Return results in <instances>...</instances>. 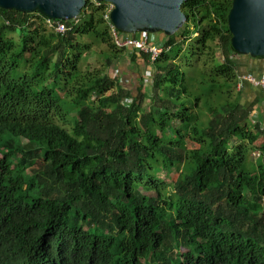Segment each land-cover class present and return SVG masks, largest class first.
<instances>
[{"label": "trees", "instance_id": "16d2710c", "mask_svg": "<svg viewBox=\"0 0 264 264\" xmlns=\"http://www.w3.org/2000/svg\"><path fill=\"white\" fill-rule=\"evenodd\" d=\"M230 6L184 0L135 93L89 63L124 53L106 2L62 34L0 8V264H264V124L236 90Z\"/></svg>", "mask_w": 264, "mask_h": 264}, {"label": "water", "instance_id": "95a60500", "mask_svg": "<svg viewBox=\"0 0 264 264\" xmlns=\"http://www.w3.org/2000/svg\"><path fill=\"white\" fill-rule=\"evenodd\" d=\"M113 5L109 21L126 34H174L184 24V0H94ZM86 0H0L1 9L39 13L53 21L76 19ZM232 49L252 58L264 56V0H231L227 14Z\"/></svg>", "mask_w": 264, "mask_h": 264}, {"label": "rangeland", "instance_id": "374dc122", "mask_svg": "<svg viewBox=\"0 0 264 264\" xmlns=\"http://www.w3.org/2000/svg\"><path fill=\"white\" fill-rule=\"evenodd\" d=\"M10 36L16 38L17 35L14 33V34H10ZM151 36H153L154 38V35L151 34ZM155 36H158V37L162 36V39H160L161 41L158 42L162 44L164 35L161 33L159 34L156 33ZM99 49H103V46L97 45V44L92 46V50H94V52L91 53V56L89 58V63L92 67L101 68V69L103 68L105 69L106 72L110 73L111 75L116 74L117 75L116 77H118L122 83H125L127 87H130L133 93H135V89L137 88L140 77L141 79L143 78V80L146 83L149 82L150 77L148 74H145V73H148L149 69H145V67H143V64H140L139 66H137L136 64L134 65L129 64L130 62L128 60V54L126 53H122L118 57V59L115 60L114 64L110 65L108 69H106L104 65L105 60H104L103 55L98 54ZM245 56L247 55H244L242 57H237L238 78L242 74V72L244 73L245 71L252 70L258 73L261 69H263L264 59L262 58L249 59V57L245 58ZM236 90H237V87H236ZM253 98L258 99L259 109L257 111H259V115L261 116L262 120H264V89L260 86H252L248 84L242 90V96H241L240 101L243 104H248L249 102L253 100ZM263 141H264V136L261 135L258 139V143L263 142ZM255 153H258L256 149H254L250 153V160L253 165L256 164L257 159L259 158L257 157ZM174 174H175L174 172L172 173L170 172L169 175L166 176L164 173H159L158 177L163 178V180L166 182H170L172 179V175ZM186 250H187V247H181L180 249L181 252H184Z\"/></svg>", "mask_w": 264, "mask_h": 264}, {"label": "built area", "instance_id": "2783aa9c", "mask_svg": "<svg viewBox=\"0 0 264 264\" xmlns=\"http://www.w3.org/2000/svg\"><path fill=\"white\" fill-rule=\"evenodd\" d=\"M113 8L111 3L106 2V14L105 18L108 21L111 36L113 43L117 48L124 49V53L129 54L131 50H138L148 54V66L145 69H149L150 63H152L159 53L162 51V44H156L154 42L153 36H151L148 32H137L135 37L130 36H120L118 34V30L114 27V25L109 21V12ZM46 19V25L49 28H52L56 33L62 34L65 32L67 27L60 23H53L52 20ZM148 74L150 77V69L148 70ZM243 83H248L252 86H260L264 89V72L261 73L258 77H255L252 73H244L239 76L238 82L236 84L237 89L242 87ZM255 112L252 111L250 115L251 122L254 121ZM254 154V153H253ZM258 156V153H255Z\"/></svg>", "mask_w": 264, "mask_h": 264}, {"label": "crops", "instance_id": "0c3cea01", "mask_svg": "<svg viewBox=\"0 0 264 264\" xmlns=\"http://www.w3.org/2000/svg\"><path fill=\"white\" fill-rule=\"evenodd\" d=\"M161 39V37H157V36H155L154 37V41L155 40H160ZM246 58V57H245ZM249 59H251V58H249ZM264 64V63H263ZM264 72V65H263V69H261L258 73H256L255 71H245L244 73H252V74H261V73H263ZM243 72H242V74H244ZM246 85H248V84H244V86H243V88H245L246 87ZM254 99V98H253ZM255 107V110H253L254 112H255V115L257 114V110L259 109V102H258V104L257 105H255L254 106ZM258 113H259V111H258ZM261 117V116H260ZM262 122H263V124H264V120H262Z\"/></svg>", "mask_w": 264, "mask_h": 264}, {"label": "bare ground", "instance_id": "6f19581e", "mask_svg": "<svg viewBox=\"0 0 264 264\" xmlns=\"http://www.w3.org/2000/svg\"><path fill=\"white\" fill-rule=\"evenodd\" d=\"M97 2V1H96Z\"/></svg>", "mask_w": 264, "mask_h": 264}]
</instances>
